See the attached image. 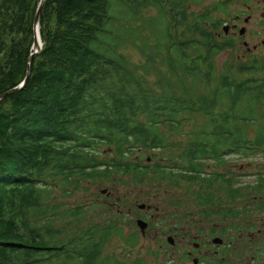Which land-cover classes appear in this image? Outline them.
Segmentation results:
<instances>
[{"label":"trees","instance_id":"16d2710c","mask_svg":"<svg viewBox=\"0 0 264 264\" xmlns=\"http://www.w3.org/2000/svg\"><path fill=\"white\" fill-rule=\"evenodd\" d=\"M205 1L44 0L42 46L29 62L39 0H0V96L13 90L0 99V264H144L103 256L118 215L77 227L99 207L59 203L58 185L69 197L116 179L184 183L197 187L203 214L231 229L264 215V172L243 194L217 171L232 169V157L264 160V57L232 53L235 38L214 17L229 18L232 0L192 9ZM224 52L231 58L218 67ZM175 135L187 140L169 142ZM157 151L174 164H151ZM144 153L148 162H137ZM124 241L134 248L138 236Z\"/></svg>","mask_w":264,"mask_h":264},{"label":"rangeland","instance_id":"374dc122","mask_svg":"<svg viewBox=\"0 0 264 264\" xmlns=\"http://www.w3.org/2000/svg\"><path fill=\"white\" fill-rule=\"evenodd\" d=\"M220 1L222 0H206L200 7L195 6L192 9L198 11L202 7H212ZM228 8L232 14L229 18L220 14H215L214 17L221 16L226 21L222 28L230 26L229 36L235 38V47L232 53L241 56L242 59L264 57V0H250L248 3L243 0H232ZM148 14L154 15L155 12L151 9ZM237 17L238 20H236ZM245 20H248V22L245 23ZM241 28L245 29L243 36L238 35V30ZM123 53L133 64L143 63V58L133 48L126 47ZM230 58L231 54L229 52L220 54L217 58L218 67H221L223 62ZM186 131L187 129L184 128V132ZM167 139L169 142H180L186 141L187 137L175 135ZM107 149L103 147L101 151H107ZM157 152L158 158L154 159L147 156L148 153H144L137 162H145L146 160L148 162V159L151 158V164L158 162L170 167L174 164V159L170 157L169 151ZM232 158V160H229L232 169L223 167L217 171L223 174L226 179L233 176L235 186H238L241 192L246 194L250 189L245 186L254 184L257 173L264 172L261 169L264 160L250 161L235 159L236 157ZM214 167L212 164L207 166V168ZM207 168L205 170H210ZM231 171L232 174H230ZM52 191L51 198H55L59 203L66 204L69 207L86 205L92 208L93 204L99 207L96 210L88 209L85 211V219L77 227L86 225L87 222L92 224L108 223L115 220L112 218L114 214L118 215L119 219L115 228L120 231L104 245L103 256L109 255L113 258L128 261V263L141 259L144 264H176L177 259L180 260V255L161 252L159 249V246L163 245L165 241V230L162 231L161 228L163 226L161 217L164 215L174 217L173 220L168 222L171 223V225L168 224L171 228L174 225L175 218L189 215L198 225H200L199 220L203 221V228L206 229H211L216 224L219 225L220 229L226 227L228 223L229 235L224 239L225 243L228 242L229 244L227 264H264V243L260 242L264 239V215H255V212H253L251 219H240L243 226L241 229H231L233 221L230 219L223 221L220 216L214 218L202 213V207L198 205L195 197L197 187L189 188L184 183H179V188H171L166 184H163V186L154 184L137 185L131 179L126 178L116 179L112 183L102 185L88 183L79 190L71 191L69 197L66 195L69 191L64 192L60 185ZM102 191H105V194ZM262 202L264 203V199H262ZM140 205H144L145 209L139 210L137 207ZM148 206L151 210H146ZM101 208L107 210L101 211ZM139 217L145 218V221L149 224L143 236L135 225V220ZM65 222V224H68L67 229L69 230L76 226L71 219ZM234 223L237 224L235 221ZM200 228H196L197 231ZM132 231L138 236V244L134 248H129L124 238ZM177 241L182 242L179 238ZM255 245H257V248L260 247L259 249L263 253L260 258L254 253L257 251V248H254Z\"/></svg>","mask_w":264,"mask_h":264},{"label":"flooded vegetation","instance_id":"af4514ba","mask_svg":"<svg viewBox=\"0 0 264 264\" xmlns=\"http://www.w3.org/2000/svg\"><path fill=\"white\" fill-rule=\"evenodd\" d=\"M236 20H238V17ZM227 27L228 32L226 35H230V26ZM232 27L235 28L234 26ZM206 172H209V170H206ZM148 208L146 210H151L149 206ZM173 218L170 215L161 217L163 225L161 228L162 231L165 230V241L163 245L159 246L161 252L180 255V260L177 259L176 264H227L226 259L229 258V244L228 242L225 243L224 239L229 235L228 223L226 227L220 229L218 224L211 229H206L203 228V221L199 220L200 225H198L188 215L182 218H175L174 225L170 228L169 225L171 223L169 224L168 222L173 220ZM138 219H142L147 224L146 231L149 227L148 222L143 217H139L136 220ZM223 221H228V218H224ZM196 228L200 229L197 231ZM178 238L182 242L177 241Z\"/></svg>","mask_w":264,"mask_h":264},{"label":"water","instance_id":"95a60500","mask_svg":"<svg viewBox=\"0 0 264 264\" xmlns=\"http://www.w3.org/2000/svg\"><path fill=\"white\" fill-rule=\"evenodd\" d=\"M44 0H39V4H38V9H37V12L35 14V18H34V22H33V29H34V41H33V46H32V54L30 55L29 57V62L31 61V59L33 58V56L35 54H37L40 50H41V46H42V43H41V40H40V37H39V23H38V20H39V11H40V8H41V5L43 3ZM246 22L248 20H245ZM224 33L227 34L228 32V27L225 26L224 29H223ZM240 36L244 35L245 34V29L242 28L239 30V33H238ZM37 41H38V45H37ZM28 72H29V69L27 70V75H28ZM27 81V76L25 78V80L20 84L19 88L23 87L25 85ZM13 90H10L4 94H2L0 96V99H3L4 97H6L8 94H10ZM103 194H105V191H102ZM139 210H144L145 209V206L144 205H140L137 207ZM148 209V207H147ZM136 226L139 228L141 234H144L145 233V229L147 227V224L142 221V220H137L136 221ZM214 242H216L214 240Z\"/></svg>","mask_w":264,"mask_h":264},{"label":"bare ground","instance_id":"6f19581e","mask_svg":"<svg viewBox=\"0 0 264 264\" xmlns=\"http://www.w3.org/2000/svg\"><path fill=\"white\" fill-rule=\"evenodd\" d=\"M37 45H38V41H37Z\"/></svg>","mask_w":264,"mask_h":264}]
</instances>
